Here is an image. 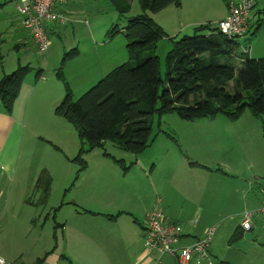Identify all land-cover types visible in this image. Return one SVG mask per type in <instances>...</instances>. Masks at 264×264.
<instances>
[{"label":"rangeland","instance_id":"1","mask_svg":"<svg viewBox=\"0 0 264 264\" xmlns=\"http://www.w3.org/2000/svg\"><path fill=\"white\" fill-rule=\"evenodd\" d=\"M16 1L0 0V55L3 57L0 81L18 67L28 66L30 72L21 84L10 113L0 101V257L5 264H34L35 239L42 237L47 241L52 237V231L58 229L57 212L58 219L54 218V211L41 229L39 224L33 223L38 208L28 205L29 199L32 202L38 199L32 190L42 171L51 179L50 188L60 194L59 206L65 189L70 190L66 198L81 194L79 190L90 191L102 199L117 194L121 196L131 188H140L145 193L151 185L160 186L164 172L170 174L167 163L163 170L158 165L165 156L167 143L189 147V156H183L190 158V165L192 160L202 163L200 170L184 172L188 181L183 187L193 195L197 204L183 208L190 226L197 227L195 233H201V226L207 230L215 228L209 248L210 263L264 264V220L256 216L252 231H243L239 239H234L242 218L235 212L236 208L233 210V204L229 202L232 198L227 196L236 184L228 183L222 176L225 174L222 168L230 175L236 169L244 177L253 173L264 175V117H255L245 109L233 121L220 114L185 121L175 113L159 114L155 111L150 120V144L142 152L133 155L105 141L102 148L88 150L87 145L84 146L78 158L81 140L73 125L55 112L65 96V84L72 99L77 100L110 71L127 62L126 40L121 29L128 20L144 12L138 0H120L127 7L122 17L112 0H70L71 13L76 16L79 11L81 17L76 23L80 24L67 23L64 16L63 25L67 23L62 27L65 38L60 40L57 34L48 36L49 47L46 53H41L23 29ZM241 1L180 0L179 8L169 6L158 15L146 12L165 34L155 45L161 73L164 72L166 54L175 41L193 35L198 28L207 33L205 26L215 28L223 20L221 18L228 15L229 6ZM251 1L250 16L260 14L257 30L264 35V0ZM114 28L117 33L112 34ZM252 31L253 28L237 38L240 49L253 59L264 58L261 57L264 56V43L254 44L249 40L253 39ZM24 39L25 44L20 45ZM71 42L75 43L78 54L62 64L65 53L71 51H63V47ZM39 73L44 78L39 79ZM156 106V109L160 107L159 102ZM80 159L85 162L81 171L88 168L86 175L92 179L85 176L80 182V172L75 180L82 167ZM152 164L157 166L150 174ZM65 180H69L67 188ZM77 184L80 188L75 189ZM166 185L163 183V188ZM254 208L256 211L257 207ZM67 209L64 207L61 214H66ZM90 228L98 226L91 225ZM169 257L165 255L159 264H167Z\"/></svg>","mask_w":264,"mask_h":264},{"label":"trees","instance_id":"2","mask_svg":"<svg viewBox=\"0 0 264 264\" xmlns=\"http://www.w3.org/2000/svg\"><path fill=\"white\" fill-rule=\"evenodd\" d=\"M112 1L120 17L124 16L126 5L120 0ZM138 1L144 13L128 20L121 29L128 61L110 71L77 100L72 99L65 84V96L56 107V114L73 125L81 140L78 158L84 146L88 150L102 148L105 141L133 155L142 152L150 144V120L155 111L175 113L185 121L213 118L217 114L233 121L245 109L255 117H264V58H251L240 49L236 38H227L215 28L205 26L207 33L198 28L193 35L172 44L161 73L155 45L165 34L145 13L157 14L169 6L179 8L180 0ZM116 29L112 34L117 33ZM77 54L76 49L65 53L62 64ZM29 72L28 66L18 67L0 81V101L7 113ZM80 165L75 180L84 169L83 159ZM50 181L42 171L33 188L38 199L36 203L29 199V204L47 205ZM239 228L235 230L236 240L242 236Z\"/></svg>","mask_w":264,"mask_h":264},{"label":"crops","instance_id":"3","mask_svg":"<svg viewBox=\"0 0 264 264\" xmlns=\"http://www.w3.org/2000/svg\"><path fill=\"white\" fill-rule=\"evenodd\" d=\"M17 3L18 0L16 5ZM71 4L70 0H64L58 5L56 10L67 18V23L80 24L76 23L81 17L78 14L79 11L76 16H73ZM224 18L226 17L221 19ZM259 21L260 14L256 13L253 16H249L248 33L253 28L251 32V38L253 39L249 40H252L254 44L264 43L263 33L257 30L260 27ZM67 23L64 25L63 23L48 25L47 35L50 37L53 34H57L58 38L61 37L60 40H62L65 38L62 27ZM26 35L31 41L29 34L26 33ZM24 41L25 39L20 45L25 44ZM64 49L65 51L75 49V43L71 42L63 47V51ZM262 51L264 55V48H262ZM41 78H44L43 75H40L39 79ZM20 109L19 107V112ZM189 149V147L179 143H167L164 152L165 156L158 165L160 170H163V165L167 163L168 173L170 174L164 172L163 180L159 183L160 186L154 187L151 185L150 190L145 193H142L140 188H131L128 193H122L123 195L121 196L117 194L102 199L90 191L79 190L81 194L67 196L66 198L70 190L65 189L64 194H62L61 205L59 206L60 194L51 189V194L45 207L28 204L38 208V216L34 218L33 223L34 225L39 224L41 229L46 226V222L51 219L54 211V218H57L56 212L59 216L58 224L56 223L58 229L52 231L50 239H47V241L42 240V237L35 239L36 243L34 245L37 252L33 256L34 264H154L158 254L146 252L143 249L142 230L146 214L154 208L162 210L171 222L184 228V244H190L195 240L202 239L207 228L201 226V233H195L197 227L194 225L190 226L187 213L183 208V206H196L195 204H197L193 199V195L189 192L187 193L183 187L188 181L184 172L189 169L197 171L202 166L200 160H192V164H189L190 158L185 157L189 156ZM156 166L154 164L150 166V174L151 171L156 169ZM87 170L88 168L85 172L80 173V182L85 176L88 178L86 175ZM143 171L146 172L145 170ZM222 171L225 173L222 176L228 183L235 182L236 184L235 189L227 196L232 198V201L229 202H232L233 210L237 209L235 212L239 213L240 218H242L243 212L248 211L254 214L253 219L255 221V217L259 216L258 211L264 203V182H262L264 175L253 173L249 177H244L240 176L239 169H236L231 175L227 174L223 168ZM171 172H175V174L173 175ZM217 175H221L220 171H218ZM94 179L96 178L94 177ZM149 179L150 177L148 176ZM177 179H179L178 182H176ZM68 181H64L66 188L69 185ZM163 183L167 184L164 188ZM80 184H77L75 189L80 188ZM64 207L69 209L65 211L66 214H61ZM254 207H257L256 211ZM91 225H96L98 228H90ZM237 228L242 233L245 231L241 226ZM248 231H252V227ZM57 235L59 236L57 237ZM209 256L211 255L209 254ZM163 257L159 261L162 262ZM169 260L166 261L167 264H172L174 261L171 256ZM191 264L196 263L192 262Z\"/></svg>","mask_w":264,"mask_h":264},{"label":"built area","instance_id":"4","mask_svg":"<svg viewBox=\"0 0 264 264\" xmlns=\"http://www.w3.org/2000/svg\"><path fill=\"white\" fill-rule=\"evenodd\" d=\"M64 0H18L16 10L21 17L23 29L29 34L33 43L41 53H46L49 47L47 26L64 22V17L56 8ZM251 0H242L240 4H231L226 18L219 21L215 29L227 38H241L248 33ZM264 220V203L258 211ZM253 215L250 212L242 214L241 228L248 231L252 227ZM143 249L146 252L158 254L156 263L165 255L171 256L176 264L210 263V242L215 234V228L206 231L205 236L192 243H183L184 233L180 225L170 219L158 208L149 211L142 226ZM0 264L5 261L0 257Z\"/></svg>","mask_w":264,"mask_h":264}]
</instances>
